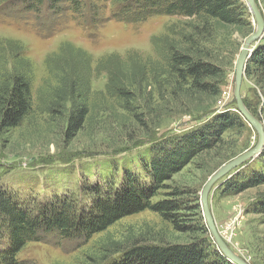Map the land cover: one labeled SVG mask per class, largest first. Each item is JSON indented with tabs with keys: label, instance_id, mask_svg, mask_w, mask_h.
Listing matches in <instances>:
<instances>
[{
	"label": "rangeland",
	"instance_id": "rangeland-1",
	"mask_svg": "<svg viewBox=\"0 0 264 264\" xmlns=\"http://www.w3.org/2000/svg\"><path fill=\"white\" fill-rule=\"evenodd\" d=\"M9 2L12 3L10 0H0V53L8 55V43L17 42V46L24 48V56L31 61L35 74L33 112L20 127L0 131V185L20 201L30 199L35 208L45 203L54 206L67 196L81 197V184L85 179L93 184L114 180L120 186L128 170L142 184L148 185L151 177L145 165L151 159L154 141L165 140L173 134L189 133L208 121V116L203 114L202 117L201 112L184 111L188 108L183 109L181 103L169 104L165 94L153 103L158 111L151 116L154 119L145 117L149 121L147 129L151 131V135H146L142 128H138L133 110L123 109L122 102L108 95V73L99 70L92 74L91 114L78 135L68 139L65 114L46 112L48 96H51L47 92L49 84H46L49 81L52 86L57 84L55 76L52 77L53 73L49 72L48 61L56 57L63 45L72 52H86L94 67L111 55L127 61L132 59L133 63L128 62L124 67L125 73L131 74L135 66L142 69L141 62L146 60L156 65L155 68L163 65V53L159 57L155 40L169 36L170 40L180 42L181 32L186 27L184 32H190L191 27L186 24V18L168 14H153L144 21L128 19L135 7L128 11L129 15L119 17L118 13L124 12V0H82L79 13L69 10L66 4L53 12L44 7L38 14L22 12L21 3ZM243 2L248 7L251 25L226 28L216 39L218 52L221 53L219 64L223 69L220 95L210 99L212 102L194 99L187 104L188 107L196 109L212 104V110L218 112L232 110L240 113L235 99L237 60L246 39L257 26L248 3L246 0ZM256 2L264 16V0ZM127 6L131 8L129 3ZM95 9L98 10L97 15ZM88 24L93 26L92 31L87 29ZM162 42V39L157 41ZM261 44H264V36L253 44L252 54ZM211 48L215 49L212 45ZM6 61L5 58L2 65ZM53 62H59V59L55 58ZM153 73L156 74L152 70ZM256 87L254 81L246 77L245 70L241 94L252 107V89ZM151 88L160 91L158 94L161 95L168 87L152 83ZM257 90L259 113L255 115L245 105L264 124V113H261L264 95L258 87ZM182 98L185 101L186 98ZM137 111L141 112L142 109ZM161 111L168 113V117H156ZM242 117L248 125L226 134L225 149L230 150L229 153H219L218 149L202 154L166 181L165 187L152 199L158 202L171 199L170 194L175 190L185 192L183 199H180L182 210L179 214L192 226L188 233L176 230L160 213L145 210L122 218L106 231L86 240L62 238L56 231L41 232L38 240L28 242L20 251L19 261L22 264H105L118 256L115 251L136 243L184 244L195 238L208 240L211 261H217V255L226 257L205 218L202 191L221 166L258 144L256 128ZM263 151L264 147L260 154ZM260 154L221 177L209 193V206L219 233L232 251L249 264H264V214L259 207V202L264 200V184L230 194L225 189V182L237 172L251 174L261 171L263 166L257 159ZM81 199L87 205L93 200L90 196ZM7 245V241L2 239L0 248Z\"/></svg>",
	"mask_w": 264,
	"mask_h": 264
},
{
	"label": "trees",
	"instance_id": "trees-1",
	"mask_svg": "<svg viewBox=\"0 0 264 264\" xmlns=\"http://www.w3.org/2000/svg\"><path fill=\"white\" fill-rule=\"evenodd\" d=\"M10 1L21 3L22 12L37 14L42 12L44 7L53 12L66 4L69 10L79 13L82 3V0ZM124 1V12L118 13L119 17L129 15L128 11L135 7L133 15L128 19L144 21L153 14L175 15L186 18V24L191 27V31L184 32L186 27L180 34V42L170 40L169 36L155 40L159 57L160 53H163V65L159 64L160 67L155 68L156 65L146 60L141 62L142 69L135 66V71L131 74H126L124 67L128 62L133 63L132 59L127 61L120 56L111 55L94 67L86 52H72L63 45L55 57L59 62H53L54 57L48 61L49 72L53 73L51 76H55L57 84L52 86L51 81L46 84H49L47 92L51 96H48L50 98L45 111L50 114H65V134L68 139L75 138L84 128L92 111V74L101 70L108 73V95L122 102L123 109L131 112L133 110V118L138 128H142L146 135H151V131L147 129L149 121H146L145 117L154 119L151 116L158 111L153 103L165 94L169 104L181 103L183 109L188 108L184 111L201 112L202 117L203 114L208 116V121L189 133L173 134L165 140L154 141L151 159L149 164L145 165L151 177V183L148 185L142 184L139 178L128 170L124 173L120 186L114 180L93 184L85 179L81 184V197L70 195L60 199L54 206L45 203L38 208L32 206L30 199L20 201L16 195H12L0 185V242L4 239L8 243L5 248H0V264H22L18 254L28 242L38 240L41 232L56 231L62 238L86 240L94 234L106 231L122 218L145 210L160 213L176 230L188 233L192 226L184 218L181 219L179 214L182 210L180 199H183L185 192L175 190L170 194L171 199L158 202H153V197L165 187L166 181L202 154L218 149L219 153H229L230 150L225 149L226 134L248 125L238 111L218 112L212 110V104L202 108L195 107L196 109L187 105L194 99L211 101L210 99L220 95L223 69L219 64L221 53L218 52L216 39L221 37L226 28L229 30L235 26L251 25L248 7L243 0ZM128 3L131 8L127 6ZM95 14H98V10ZM91 27L93 26L87 25V29L92 31ZM159 39L163 42L157 43ZM16 43H8V55L0 53V131L20 127L35 106L33 65L24 56V48ZM211 45L215 49H212ZM5 58L6 64L2 65ZM152 70L156 74L152 75ZM246 77L253 80L264 95V44L259 45L249 58ZM152 83H160L168 88L159 95L160 91L150 89ZM257 87L252 89L254 100L251 102L254 107L244 100L255 115L259 113L260 100ZM182 97L186 98L185 101ZM137 109L142 111L138 112ZM184 111L180 110L182 113ZM262 111L264 113V106L261 113ZM156 117L165 119L168 113L161 111ZM257 159L263 166L261 171L251 174L237 172L226 180L225 189L230 194H238L264 184V151ZM83 196L93 198L90 205L82 203ZM259 204L260 211L264 214V200ZM210 247L206 238H195L184 244L136 243L115 251L118 256L105 264H232L226 257L219 255L216 257L217 261H211Z\"/></svg>",
	"mask_w": 264,
	"mask_h": 264
},
{
	"label": "water",
	"instance_id": "water-1",
	"mask_svg": "<svg viewBox=\"0 0 264 264\" xmlns=\"http://www.w3.org/2000/svg\"><path fill=\"white\" fill-rule=\"evenodd\" d=\"M248 6L254 15L256 20V30L253 34H251L245 41L241 52L239 53L237 66H236V84H235V99L237 102L238 110L240 113L246 118V120L256 128L259 134V142L258 144L251 150L244 152L239 155L232 161L221 166L215 174H213L207 183L205 184L202 191V205L205 218L207 223L209 224L212 234L215 238V241L222 249L224 255L235 264H249L243 258L238 256L236 253L232 251L229 245L225 242L221 234L219 233L215 222L213 220V216L211 214L210 206H209V193L213 187V185L223 176L231 172L236 167L242 166L245 162L252 160L257 157L263 147H264V124L260 120H258L245 105L241 94V85L243 81V76L246 70V64L249 58L252 55V51L254 49V43L260 40L264 36V16L261 12L256 0H246Z\"/></svg>",
	"mask_w": 264,
	"mask_h": 264
}]
</instances>
